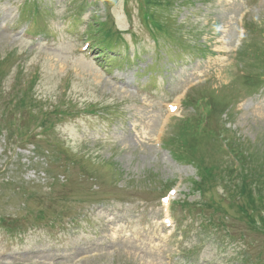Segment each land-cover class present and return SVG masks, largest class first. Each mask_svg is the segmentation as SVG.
<instances>
[{"label": "rangeland", "instance_id": "obj_1", "mask_svg": "<svg viewBox=\"0 0 264 264\" xmlns=\"http://www.w3.org/2000/svg\"><path fill=\"white\" fill-rule=\"evenodd\" d=\"M171 1H176L177 23L173 19L153 32L151 26L156 25L144 23L137 0H0V90L3 97L15 100L28 90L29 98L26 108L13 111L9 132L0 134V177L21 180L38 190L33 195L43 199L33 210L46 213L42 227L24 225L14 234L0 228V264H167L165 258L178 247V239L169 238L162 229L158 198L174 180H182L177 204L187 200L172 213L174 221L197 215L207 227L218 224V232L236 243L216 249L217 243L204 238L199 221L194 220L185 245L191 247L198 238L204 246L197 256L177 253L173 264H227L225 256L237 251L264 261L260 227L251 230L224 187L207 198L217 202L218 212L205 207L184 212L200 201L192 193V181L199 178L197 163L217 167L219 184L226 178L222 171L230 164L222 159L219 136L246 144L249 151H264V84L260 81L264 64L257 65L249 54L255 48L264 62V0ZM6 6L10 11L2 12ZM241 10L250 11L246 19L254 26L247 27L252 33L235 58L230 50L238 39L235 18ZM154 17H158L155 11ZM4 22L7 30L2 29ZM90 26L100 35L102 29H112L116 50L108 53L103 64L114 74L124 71L130 86L140 84L132 88L136 91L122 89L105 76L93 57L78 53ZM175 27L181 32L167 35ZM17 29L53 35L55 40L32 43L15 33ZM206 46L209 49L201 52ZM204 76L208 81L197 89L206 88L185 101L182 118L169 124L164 150L157 152L154 139L164 102ZM204 92L212 94L220 108L229 110L233 105V109L227 117L225 110L217 114L214 138L189 137L193 164L178 162L174 158L178 146L172 138L181 131L180 120L195 112L192 109ZM211 124L216 125L214 119ZM7 133L20 145H7ZM228 159L234 168L238 166ZM47 163L57 167L60 181L45 179ZM257 172L254 186L259 185L264 194V166ZM65 173L77 184H66ZM32 183H40L39 188ZM12 196L14 192L0 186V218L18 212ZM109 222L113 231L107 227ZM224 225L227 232L222 230ZM118 236L124 239L117 241Z\"/></svg>", "mask_w": 264, "mask_h": 264}, {"label": "bare ground", "instance_id": "obj_2", "mask_svg": "<svg viewBox=\"0 0 264 264\" xmlns=\"http://www.w3.org/2000/svg\"><path fill=\"white\" fill-rule=\"evenodd\" d=\"M228 3L230 2V1H227Z\"/></svg>", "mask_w": 264, "mask_h": 264}]
</instances>
